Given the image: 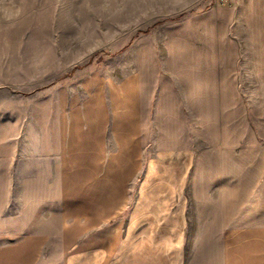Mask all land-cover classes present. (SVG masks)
<instances>
[{
	"label": "rangeland",
	"instance_id": "1",
	"mask_svg": "<svg viewBox=\"0 0 264 264\" xmlns=\"http://www.w3.org/2000/svg\"><path fill=\"white\" fill-rule=\"evenodd\" d=\"M131 79L136 184L149 157L189 156L191 213L217 229L224 154L264 167V0H0V247L44 236L57 258L61 110Z\"/></svg>",
	"mask_w": 264,
	"mask_h": 264
},
{
	"label": "crops",
	"instance_id": "2",
	"mask_svg": "<svg viewBox=\"0 0 264 264\" xmlns=\"http://www.w3.org/2000/svg\"><path fill=\"white\" fill-rule=\"evenodd\" d=\"M140 107L138 80L131 79L61 110L52 137L62 192L58 256L46 262L49 238L31 236L0 247V264H264V167L237 166L226 152L217 229H199L205 219L194 217L186 194L189 156L149 157L136 184Z\"/></svg>",
	"mask_w": 264,
	"mask_h": 264
}]
</instances>
